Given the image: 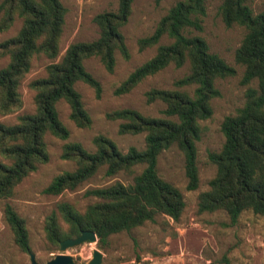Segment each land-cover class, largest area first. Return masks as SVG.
Segmentation results:
<instances>
[{"label": "trees", "instance_id": "1", "mask_svg": "<svg viewBox=\"0 0 264 264\" xmlns=\"http://www.w3.org/2000/svg\"><path fill=\"white\" fill-rule=\"evenodd\" d=\"M132 1L116 0L115 12L96 14L92 22L98 30L97 38L68 45L58 62L45 67L44 77L29 82L28 87L34 92V112L18 116L13 125L0 124V155L9 161L0 163L1 214L14 244L23 253L30 252L24 220L7 201L23 178L48 161L44 136L67 140L68 132L55 108L58 101L67 105L68 119L76 128L90 126L74 84H85L98 99L99 83L84 69L83 62L96 58L107 73H112L115 52L123 60L128 59L120 29L131 13ZM249 1L222 0L218 13L224 27L236 25L245 30L234 52V61L243 68L241 84L255 82V87H247L243 106L233 116L223 118L220 124L223 144L218 152L207 154L215 173L208 181V189L196 198L198 213L221 211L230 224L244 211L264 217V13L253 14L247 5ZM204 13L203 0H181L170 7L152 33L136 41L140 52L155 47L154 55L113 90L115 96L124 95L168 66H187V74L173 82V89L151 88L144 93L147 104L156 101L163 104L160 117L144 116L131 109L104 115L106 120L120 122L118 135L144 134L142 151L128 147L122 153L101 135L92 138V152L78 143L61 145L59 158L72 162L74 169L53 177L42 191L47 195L75 190L100 168H104L105 177L118 173L132 175L137 165L144 168L128 185L114 182L85 191L84 196L97 201L81 213L66 202L56 203L43 226L44 238L50 246L57 248L60 241L91 231L96 245L103 247L109 236L152 222L157 215L173 221L181 215L182 195L157 175V158L163 150L175 146L183 156L185 190L197 188L195 143L201 134L199 122L211 116L210 101L219 95L215 81L234 75L233 68L210 53L205 41L193 34L201 32ZM64 15L65 9L58 0H0V33L9 30L15 19L20 21L17 33L0 42V59H7L0 69L1 116L20 109L18 86L29 70L31 59L38 55L49 60L57 57ZM164 37L169 42L159 44ZM59 219L65 227L59 224Z\"/></svg>", "mask_w": 264, "mask_h": 264}, {"label": "rangeland", "instance_id": "2", "mask_svg": "<svg viewBox=\"0 0 264 264\" xmlns=\"http://www.w3.org/2000/svg\"><path fill=\"white\" fill-rule=\"evenodd\" d=\"M58 1L65 9L59 53L53 60L41 55L31 59L29 70L18 86L21 107L12 114L0 115V124L13 125L18 116L32 114L34 92L29 89V82L44 77L45 67L58 62L68 45L96 39L98 30L92 22L93 17L101 12H115L117 8L116 0ZM178 1L181 0H159L158 3L154 0H133L127 22L120 29L128 59L123 60L115 52L112 73H107L96 58L83 62L84 69L100 86L99 98L96 99L91 88L80 82L74 84L91 121L88 128H76L68 119L67 105L61 100L56 103L58 119L66 128L68 138L61 141L48 134L44 136L48 161L23 178L14 188L13 197L7 201L24 220L30 253L38 264H44L59 253L57 248L46 242L43 231L45 218L55 210L56 203L66 202L81 213L86 206L97 201L84 196L85 191L107 187L114 182L128 185L132 177L144 168V165H137L132 175L118 173L113 177H105L104 168H100L92 178L73 191H63L56 196L42 192L53 177L74 169L72 162L59 158L64 142L78 143L86 151L92 152V138L101 135L111 140L122 153L128 147L138 151L144 149V134L118 135L120 122L106 120L104 115L114 110L131 109L148 117L161 116L163 104L158 101L147 104L144 93L151 88L173 89V82L187 74L186 65L180 68L168 66L143 79L127 94L115 96L113 90L129 73L154 55L155 47L140 52L136 41L150 35L158 20ZM221 2L203 0L205 13L202 30L193 33L205 41L210 53L217 55L234 70L233 76L215 81L219 95L210 101L211 116L199 122L201 134L195 143L197 188L185 190L181 152L175 146L163 150L157 158L156 173L181 193L184 208L179 218L173 221L164 215H157L152 222H145L129 232L109 236L103 247L91 243L65 251L64 254L72 256L75 264H86L93 250L100 252L101 264H264V217L244 211L234 224H230L221 211L198 213L196 209L197 195L208 189V181L215 173V166L208 161L207 154L218 152L223 144L220 124L224 117L233 116L243 106L246 88L255 87V82L241 84L243 68L234 61V52L245 30L236 25L224 27L218 13ZM247 5L253 14L264 13V0H250ZM19 27L20 21L15 19L9 30L0 33V42L13 37ZM168 42L164 37L159 44ZM6 64V58L0 59V69ZM0 163L9 164V161L0 155ZM59 224L65 227L60 219ZM0 264H29L27 253L21 252L13 242L12 234L2 218L1 205Z\"/></svg>", "mask_w": 264, "mask_h": 264}, {"label": "water", "instance_id": "3", "mask_svg": "<svg viewBox=\"0 0 264 264\" xmlns=\"http://www.w3.org/2000/svg\"><path fill=\"white\" fill-rule=\"evenodd\" d=\"M96 243V237L91 231H82L75 238H67L60 241L57 244V255L53 256L50 260L44 264H75L72 256L64 254L65 251L79 247L83 244ZM29 264H38L32 253L28 252ZM101 254L97 250H93L91 253V259L86 264H101Z\"/></svg>", "mask_w": 264, "mask_h": 264}]
</instances>
